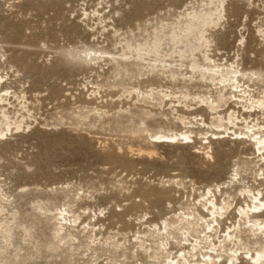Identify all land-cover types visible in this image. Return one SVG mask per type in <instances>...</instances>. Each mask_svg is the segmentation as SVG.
<instances>
[{
	"label": "rangeland",
	"instance_id": "rangeland-1",
	"mask_svg": "<svg viewBox=\"0 0 264 264\" xmlns=\"http://www.w3.org/2000/svg\"><path fill=\"white\" fill-rule=\"evenodd\" d=\"M212 1L0 0V74L3 89L18 97L6 109L14 119L27 116L22 100L30 111L18 133L0 138V264H162L142 252L138 239L150 243L154 225L194 209L208 187L229 182L235 165L247 185L264 190L246 143L212 142L211 161L200 144L157 143L138 133L145 126L153 133L179 126L144 117L146 110L164 111L140 101L132 88L149 93L162 86L180 98L188 91L193 97L181 105L195 107L193 98L215 94L214 85L148 74L149 61L126 72L108 63L127 45L153 46L159 39L166 62L178 65L173 52L189 56L194 41L182 36L174 43L173 28L189 13L213 10ZM225 9V20L210 33L213 57L239 64L258 97L264 91V0H225ZM193 60L203 63L200 51L184 65ZM240 107L229 103L221 113ZM179 110L211 121L200 108ZM230 188L241 203V186ZM65 209L71 236L58 245L53 216Z\"/></svg>",
	"mask_w": 264,
	"mask_h": 264
},
{
	"label": "bare ground",
	"instance_id": "bare-ground-1",
	"mask_svg": "<svg viewBox=\"0 0 264 264\" xmlns=\"http://www.w3.org/2000/svg\"><path fill=\"white\" fill-rule=\"evenodd\" d=\"M211 4L215 5L213 10L205 14L189 13L185 16L184 22H180L173 28L174 43H182V36L186 40L193 38L194 41L190 45L189 56L181 50L173 52L179 58L178 65L174 66L166 62L165 58L168 55L160 52L161 40L159 39L153 46L127 45L126 52L124 51L118 56L119 58H113L108 63L126 72L130 66L149 61L152 64L149 63L147 66L148 74L162 71L163 76L169 73L166 77L174 82L180 77L188 83L200 81L214 85L215 94L194 95L193 99L199 101L195 107L181 105L183 100L186 101L191 97L188 91L179 92L181 93L179 96H182L180 98L178 94L172 93L171 90L168 92L162 86H159L161 88L159 91L154 92L156 90L152 89L149 93L132 88V91L137 93L138 99L141 98L140 101L164 111L155 114L146 110L144 117L159 116L167 122L172 119L171 123L179 126V129L173 131L160 129L161 131L153 133L145 126L143 120L142 125L145 127L138 133L145 134L148 140L155 139L157 143L200 144L207 150V159L211 161L214 159L211 152L212 142L229 139L246 143L253 149L254 156L258 159L255 165L258 169L253 170L255 181L264 180V91L260 92L258 97L254 95L249 85L252 81H247L249 75L240 68L239 64L236 65L235 62L221 64L214 59L210 33L225 20L226 9L225 0H215ZM181 24L185 26L183 29ZM195 51H200L203 63L193 60L185 66L184 61L188 57H194ZM151 56H155V59H148ZM96 60V58L90 59L89 65ZM4 79L5 77L0 74V138L8 136L9 133L11 135L18 133L30 114L26 101L21 100L20 107L26 111L27 116L22 114L20 119L11 117L12 113L6 109V103L11 104L10 99L13 97L18 99V97L16 95L10 97L9 89H3ZM229 103L241 106L242 110L221 113ZM167 106L170 107L169 112H165ZM180 108H186L188 112L200 108L210 116L211 121L206 122L205 118L199 114L195 116L193 113L189 114L190 116L182 114L184 110H179ZM252 116L255 117L252 118ZM235 167L237 168L233 170L229 182L218 184L213 188L208 187L202 196L193 202L194 209H184L182 213L174 215L171 219H164L160 225H154L152 230H149L152 238L150 243L143 240L144 237L139 238L138 247L142 252L149 254L150 260L154 259L155 263L162 264H264V190L247 185L241 178L240 166L235 165ZM232 183L241 186L238 198L241 203L239 204L236 203V196L230 192L233 189H229ZM2 200L0 199V213L4 210L1 207ZM67 213L69 214L65 209L53 216V219L58 222L55 229L58 245L67 242L71 236V228L69 229L67 224L70 221V215L68 218ZM72 223H76V220H72ZM2 228L0 224V233ZM175 244L180 247L176 253L172 248Z\"/></svg>",
	"mask_w": 264,
	"mask_h": 264
}]
</instances>
